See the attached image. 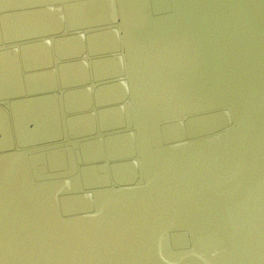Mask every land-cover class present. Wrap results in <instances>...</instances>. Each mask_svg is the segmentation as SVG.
<instances>
[{"label": "water", "instance_id": "water-1", "mask_svg": "<svg viewBox=\"0 0 264 264\" xmlns=\"http://www.w3.org/2000/svg\"><path fill=\"white\" fill-rule=\"evenodd\" d=\"M0 264H264V0H0Z\"/></svg>", "mask_w": 264, "mask_h": 264}]
</instances>
